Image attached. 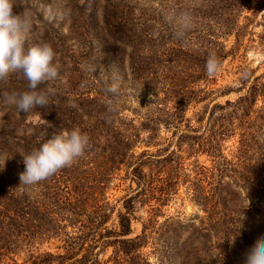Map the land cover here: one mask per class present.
<instances>
[{"label":"rangeland","instance_id":"1","mask_svg":"<svg viewBox=\"0 0 264 264\" xmlns=\"http://www.w3.org/2000/svg\"><path fill=\"white\" fill-rule=\"evenodd\" d=\"M25 9L32 13L33 20L25 47L39 42L51 44L59 75L38 86L37 90L54 91L45 106H36L28 114L0 100V209L6 204L13 207L9 216L0 215V234L2 229H9L12 235L11 251L0 254V264H30L47 251L63 252L64 221H60V215L68 197L64 176L58 171L36 184H21L22 156L66 130V126L75 128L79 121L87 124L78 118L77 108L93 104L89 102L91 95H101L100 102L105 100L107 116L112 114L110 108L119 106L125 107L122 117L138 116L135 111L145 112L161 85L163 78L161 72L156 75V63L167 58L160 53L167 57L188 50L203 53L210 45L205 38L208 33H218L227 26L229 34L221 33L219 39H213L215 44L208 50L220 54L218 46L223 42L228 57L221 61L217 74L196 84L197 89L211 93L193 104L187 115L192 117L214 103L235 100L244 93L238 91L244 79L264 76V0H14V11ZM184 13L190 15L191 27L178 37L177 19ZM133 34L139 47L134 53L133 38L129 37ZM131 54L136 55L134 62L141 69L136 76L132 69L137 65L130 61ZM27 84L21 72H11L0 81V93L23 92L28 90ZM113 84L118 86L115 93L108 91ZM159 133V143H164L169 132L162 127ZM239 140L236 134L225 142L223 150L228 158H235ZM251 144L246 155L249 170L253 165L262 168L257 175L244 178L241 170L240 178L226 177L221 189L225 204L205 209L182 185L162 207L158 229L164 232L171 228L174 236L161 250L154 252L152 244L142 248L151 264H245L247 250L264 238V160H259L260 153L264 154V129H259ZM157 147L141 143L136 152L148 149L156 153ZM91 153L86 148L66 173H79ZM197 157L201 165H213L208 155ZM135 188L126 170L114 175L106 189L116 210L109 227L118 225V211H124V201L127 195L135 194ZM134 206L132 236L141 233L151 215L149 204L143 205L138 199ZM67 230L73 232L72 227ZM113 250L110 247L100 253L101 264H111L107 260Z\"/></svg>","mask_w":264,"mask_h":264},{"label":"trees","instance_id":"2","mask_svg":"<svg viewBox=\"0 0 264 264\" xmlns=\"http://www.w3.org/2000/svg\"><path fill=\"white\" fill-rule=\"evenodd\" d=\"M228 29L227 26L218 33H208L205 38L210 45L207 49L205 46L203 53L188 50L175 57L160 53L167 58L156 63V75L161 72L163 78L161 85L145 106V112L135 111L138 116L122 117L125 109L122 106L110 108L112 114L107 116L105 100L100 102L101 95L89 97V102L95 105L77 108L78 118L87 123L79 121L77 127L89 136L87 148L92 153L88 158L90 161L86 159L76 175L66 173L70 166L59 170L64 176L68 196L60 215V221H64L63 252L47 251L30 264H101L100 253L110 247L114 248L107 260L111 264H151L149 254L142 248L152 244L155 252L172 240L174 232H170L171 228L164 232L163 228L158 229V217L162 214V207L179 193L182 185H186L189 195L205 209L215 208L225 204L221 189L226 177L240 178L241 170L244 178V175L259 174L257 170L262 167L253 165L249 170L246 155L253 146L251 140L260 128L264 129V76L251 75L252 80L248 79L250 76L244 79L238 89L244 93L235 100L214 103L192 117L187 115L193 104L204 101L211 93L197 89L196 84L210 78L205 68L212 52L208 48L211 49L221 33L229 34ZM129 37L133 38L131 47L134 53L139 49L138 40L134 34ZM218 47L220 54L216 51L215 54L222 61L228 57L226 45L222 42ZM134 56L131 54L129 58L133 65H137L132 69L136 76L141 69L134 62ZM260 99L262 105H259ZM162 127L169 136L164 137V143H159ZM65 128L68 131L74 129ZM236 134L240 136L239 146L235 158L230 159L223 149L227 139ZM141 143L147 147L163 145L157 147L156 153H150L148 149L136 152ZM201 154L212 158L211 167L200 164L197 156ZM260 154L264 157L263 153ZM261 157L259 160H264ZM123 169L137 188L133 189L134 195H127L124 211H118V225L109 227L116 210L109 202L106 189L114 175ZM138 199L141 204L151 206V215L148 222L143 223L141 233L132 236L134 204ZM12 212L10 204L0 209L2 216H9ZM69 227L73 232L67 230ZM11 239V231L2 229L0 254L11 251Z\"/></svg>","mask_w":264,"mask_h":264},{"label":"clouds","instance_id":"3","mask_svg":"<svg viewBox=\"0 0 264 264\" xmlns=\"http://www.w3.org/2000/svg\"><path fill=\"white\" fill-rule=\"evenodd\" d=\"M58 15L63 19L62 14ZM32 25V13L28 9L16 12L14 0H0V81H5L11 72H21L28 82V90L0 93V100L6 105H15L25 114L48 103V95L54 90H37L38 86L59 75V65L53 63L55 52L51 44L39 42L25 47L26 34ZM190 27V15L182 14L177 19L176 35L182 36ZM221 67L216 54L210 52L205 65L207 75L214 76ZM117 87L113 84L108 91L115 93ZM88 146L89 136L78 127L54 134L38 149L22 156L24 171L20 174L21 184H36L71 166L84 155ZM245 264H264V238L257 239L247 250Z\"/></svg>","mask_w":264,"mask_h":264}]
</instances>
